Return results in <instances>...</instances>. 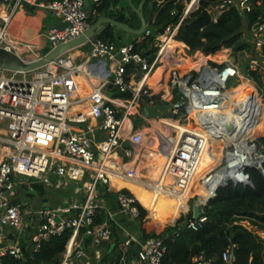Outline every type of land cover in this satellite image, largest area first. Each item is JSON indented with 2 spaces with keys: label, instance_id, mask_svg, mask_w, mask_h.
<instances>
[{
  "label": "built area",
  "instance_id": "1",
  "mask_svg": "<svg viewBox=\"0 0 264 264\" xmlns=\"http://www.w3.org/2000/svg\"><path fill=\"white\" fill-rule=\"evenodd\" d=\"M262 1L221 0L208 6L207 11L216 22L225 7L249 12ZM3 2L45 9L52 14L54 23L45 32L49 49L80 36L104 15L98 10L102 0ZM196 4L197 0H190L178 19L173 17L162 28L149 24L141 35L126 41L104 40L96 34L40 69L9 71L11 75L0 69V230L21 232L27 225L25 216L31 218L35 228L30 242L36 251L41 241L71 229L61 264H72L75 259L91 255L99 259L102 245L112 242L116 213H125L134 220L138 215L136 202L147 208L123 191L127 187L116 189L113 184L123 175L131 176L124 172L119 151L132 158L141 148L135 138L143 131L134 130L135 120L146 121L151 127L152 120L161 119L143 117L144 104L171 105V111L165 114L183 127L175 131L164 165L166 179L183 201L177 218L191 200L188 193L200 170L203 174L197 187L214 184L209 190L210 199L228 183L253 187L249 168L264 176V143L261 137L254 136V128L264 113V96L249 75L251 71L264 70L259 63L264 59V24L251 34L254 47L245 73L229 59V51L220 61L202 54L190 59L183 55L185 46L175 39V34ZM10 19L11 13L0 15V47L26 61L42 57L32 41L13 35ZM57 22L67 26L56 28ZM143 41L146 46L138 50L137 44ZM175 96L178 99L172 103ZM26 180L49 187L65 184L79 190L60 205L23 212L15 194L18 185ZM102 190L113 194L116 213L103 204ZM202 207L198 218L188 219L186 229L197 230L207 220ZM102 209L106 217L95 223ZM245 227L264 243V228ZM120 229V261L162 264L166 252L163 237L143 240L137 229ZM85 234L89 241L86 250L80 248ZM133 249L136 253L131 255ZM23 254L20 241L0 246V261L6 255L20 259ZM179 264H233V258L229 250L217 256L201 251Z\"/></svg>",
  "mask_w": 264,
  "mask_h": 264
},
{
  "label": "trees",
  "instance_id": "2",
  "mask_svg": "<svg viewBox=\"0 0 264 264\" xmlns=\"http://www.w3.org/2000/svg\"><path fill=\"white\" fill-rule=\"evenodd\" d=\"M120 1L102 0L98 10L100 13L106 12L105 15L114 17L119 21H127L131 26L138 27L139 19L133 10V17L138 21L137 25L130 18L110 10L112 5ZM131 1L136 6L140 0ZM189 1L146 0L142 11L146 19L150 21L151 26L162 28L166 23L171 22L173 17L178 19ZM220 1L197 0L196 6L183 19L175 34V39L185 46L183 53L185 57L195 59L197 55L202 54L209 59L220 50L224 55L228 50L232 54L253 51L254 43L248 34L250 32L252 34L253 29L264 24V0L260 5H254L249 12H241L234 6L225 7L216 22H213L207 7ZM114 29L116 28L107 25L99 33V36L104 40H113L115 39ZM143 46H146L144 41L137 44L136 47L139 50ZM262 51L264 53V46ZM215 57L213 58L215 61L222 59L218 55H215ZM249 75L264 96L262 74L259 71H251ZM260 142L264 143V136L260 138ZM155 162L150 165V168ZM248 171L253 187L228 183L226 186L219 188L214 197L207 200L203 205V212L207 220L197 230L185 228L186 222L192 217V199L187 204L184 212L179 215L175 224L164 228L154 225L156 208L148 210V208L146 209L136 202L138 215L134 221L137 224L138 234L143 240L156 237L164 238L166 252L162 264L188 262L201 251H204L207 255L217 256L224 250H229L232 254L233 264H264V243L257 235L249 231L243 223L245 221L247 225L264 228V176L254 168H249ZM202 173L203 170H200L198 175L200 176ZM198 175L197 177H199ZM42 190L41 187V192ZM123 191L130 194L127 189ZM108 194L110 195V192L105 193L106 197H109ZM158 198L164 199V203L158 210L159 222L164 218L166 202H174V206L179 209L183 205L182 197L179 194L164 193ZM137 199L144 205L139 197ZM177 212L173 210V213L168 216L169 222L175 219ZM103 220L104 217L99 214L95 219V223H100ZM70 235L71 229H66L60 235L50 236L48 239L41 241L39 249L36 251L33 250L32 243L21 242L23 257L17 259L11 255H6L1 259L0 264H61ZM115 236L114 234L112 236L115 247L110 252H108L109 244H103L105 251L102 253L105 255L111 257L115 251L118 252L113 263L109 264L120 263V252L117 248L119 241ZM81 238L82 231L79 233V239ZM85 246H89L88 240H86Z\"/></svg>",
  "mask_w": 264,
  "mask_h": 264
},
{
  "label": "crops",
  "instance_id": "3",
  "mask_svg": "<svg viewBox=\"0 0 264 264\" xmlns=\"http://www.w3.org/2000/svg\"><path fill=\"white\" fill-rule=\"evenodd\" d=\"M0 6L3 7V11H4L3 14L4 13H11L10 26H11L13 35H15L21 39H26V40L32 41L33 44L36 46V48H38L37 51L39 50L41 52V54L46 53L47 51L44 52V49L48 48V42H47L46 37H45V32L54 23V18L52 16V14L45 9H36V8L28 6V5H16L12 2H10V3L3 2V0H0ZM45 21H46V23H45ZM44 26H46V30L42 32V29L44 28ZM131 38H132V35L125 33V32L119 33V31H116V33H115V39H118L121 41H126V40L131 39ZM250 39L252 40L251 36H250ZM48 50H49V48H48ZM216 55H218V54H216ZM220 57L223 58L225 56L223 54H220ZM182 129H183V127H182V125H180L179 131H181ZM155 130L159 131L160 135H159L158 140H156V143H157V141H159V145L155 146L156 143H154L152 146L154 148H157V150H158V155H157V161L158 162L156 161L155 164L150 168V176H151L152 182L150 184H147V185H144L145 183H142V185H141L136 180H134L135 182H137L135 185H137L138 187L140 186L139 188H141V189H139V188L138 189L144 195V199H145V201H143L144 205L150 210H153L156 208L155 202L159 199L158 197L159 196L161 197V195H163L164 193H169L171 195H177L176 193L174 194L173 189L169 190L170 183L166 182L164 169H162L160 167L161 166V157H162V154L164 153V151H163L164 147L171 149V145L173 143L172 137L168 136V134H167L168 133L167 129H165L161 126H157V125L155 126V128H149L143 134L142 138H143L144 143H145L143 146L145 148L149 149V146H147V143H146V139H147L146 133H148L150 131H155ZM168 154H169V152L166 154V160L168 158ZM203 165H204V163H203ZM157 166H159V170L157 169V171L155 173V172H153V168L157 167ZM158 171H161L162 178H160V179H158V176L160 173ZM126 179H127V177L123 175L122 179H121V183L127 182V181H125ZM53 181H55V180H53ZM158 182H159V184H160V182L163 183V185L166 184L167 187L166 188L157 187L156 184ZM53 186L61 188L63 185L62 184H60V185L59 184H53ZM144 186L147 188H150L151 192L147 191L144 188ZM130 190L132 191V193L135 192L133 189H130ZM105 193H106L105 191H101V195H100L102 200H103V204L105 205V207H108L111 211H114L116 213L117 212V204H116L115 198L113 196L112 197H106ZM73 195H74V193L69 195V196L63 197L60 201H58V199L56 200L53 197V204L52 205L45 202V203L40 204L39 207H41V206H50V207L53 206L54 207V206L60 205V204L64 203L65 200L72 197ZM138 197L140 199L142 198L141 195H138ZM34 204H35V200H33V199H27V200L23 201L22 205L25 206V208H23L24 212L25 211H33L32 206ZM39 207H37L35 209H38ZM159 208H160V206L157 207L155 210L154 225L156 227H161L165 222H169L168 216H170V215H168V212L166 211V209L168 208V206L166 204V207L164 210V218L162 221L159 222L158 221V219H159V215H158ZM100 215L103 216L104 218L106 217V213H105L104 209H102L100 211ZM25 219H26L27 225H26L25 229L21 232L13 231V230L8 229V228H5L4 230H0V246L4 245V244L14 243L16 241H20L23 243H31L30 242V235L34 231L35 224H33L31 218L25 216ZM114 219L116 221V224L112 225L114 227L113 234L116 235L115 237H117L118 241L121 240L120 226L124 227L125 229H127L129 231H134L137 229V227H136L137 224L135 223V221L128 218V216L125 213L117 212L116 215L114 216ZM111 243H114V242L112 241ZM111 243L109 244L108 252H110L114 248V246L111 248ZM102 248H103V245H102Z\"/></svg>",
  "mask_w": 264,
  "mask_h": 264
},
{
  "label": "rangeland",
  "instance_id": "4",
  "mask_svg": "<svg viewBox=\"0 0 264 264\" xmlns=\"http://www.w3.org/2000/svg\"><path fill=\"white\" fill-rule=\"evenodd\" d=\"M134 1L136 2V0H134ZM110 10L117 12L118 14L120 13V14L124 15L126 18H130L134 24H136V25L138 24V21L136 20V18L133 17V12H132V9L130 7L128 0H121L119 3L112 5ZM3 12H4L3 7L0 6V15L1 16L3 15ZM105 13L106 12H103L104 15H105ZM45 23H46V21H45ZM45 30H46V26H44V28L42 29V32ZM116 31H119V30L114 29L113 30L114 35H115ZM119 33H123V32L119 31ZM248 35L250 37L251 32ZM248 35L245 34L246 37H248ZM133 36L134 35H132V37ZM31 43H33V42H31ZM87 47L88 46H85V47H83V49L87 50ZM18 51L23 56H27L26 52H24L23 49H19ZM46 51H48V48L44 49V52H46ZM228 51H229V54H228L229 59L239 67V69L242 73H245L247 71L248 62L252 58L251 52L243 51V52L238 53V54L237 53L232 54L230 50H228ZM39 53H41V52L39 51ZM75 53H78V51H76ZM216 54H218L220 56V54H222L221 50L218 51L217 53H215L212 57L216 58L215 57ZM259 63H260V65L264 66V59H260ZM4 73L6 75H11V73L9 71H5ZM260 73L262 74V78L264 80V70H262V72H260ZM28 76H30V74ZM161 118H164V119L169 118V120H170L172 118V116L167 113ZM157 124H158V119L152 120L151 127L146 121L143 122L140 119H136L134 122V130H136L138 132H140L141 130L143 131L141 134L140 133L137 134L136 138H135L137 143L141 145V148L140 149L137 148L136 154H134V156L132 158H126L123 155V151L122 150L119 151V157L121 160L120 162L124 168V172L130 173V175H131V176H128L127 179L125 180L127 182H122L119 185L126 184L127 190L132 195H134V194L129 189H133L135 191L134 193L141 195L142 202L145 201L144 195L139 190V189H141V188H139L140 186L138 187L135 184L138 182L141 185H142V183H145L144 185H147V184H150L152 182V179L150 176V165L156 161L157 154H158L157 148H154L152 146L154 143H156V140H158L160 134H159V131H157V130L150 131V132L146 133V135H147L146 143H147V146H149V149L145 148L143 146L145 143H144V140L142 137H143V134L149 128H155V126ZM258 124H259L258 125L259 127L257 128L259 131L258 137H263L264 136V114H262V116L260 117V121ZM80 126L84 127V124H81ZM167 134H168V136L172 137V139H173L175 136V131L169 130ZM158 145H159V141H157L155 146H158ZM134 180H136L137 182H135ZM167 181L170 182V180H168V179H167ZM41 187L43 188L42 192H41ZM74 187L75 186H73L72 188H69L65 184L61 188L60 187H54V186L49 187V186L42 185L41 183L33 181V180H26V181H23L21 184L18 185L16 194H15V198L17 201H19L21 203H23V201H25L27 199L35 200V204L32 206V208H33V211L34 210L36 211L37 209H35V208L39 207L40 204H42V203L47 202L48 204L52 205L53 204V197L56 200L58 199V201H60L63 197H66V196L73 194L77 189L79 190V188H74ZM144 188L147 191L151 192L150 188H147L145 186H144ZM81 195H82V193L80 194V196ZM197 195H198L197 191L192 194V197L190 198V199H192V205H193V202H194ZM108 196L112 197L113 194L110 193V195L108 194ZM163 203H164V199H159V201L156 203V208L161 206ZM166 204L168 206V208L166 209V211L168 212V215H171L173 213V210L179 211V208L173 206L172 202H166ZM166 204H165V207H166ZM22 206H23V208H25L24 205H22ZM173 207H174V209H173ZM23 212H24V210H23ZM175 220H177V217L175 218ZM243 223L245 225H247V223H245V221ZM169 225H171V223L165 222L161 227L164 228V227L169 226ZM247 226H249V225H247ZM90 249H91V247H90ZM104 251H105V248L103 247L102 252H104ZM113 254L114 255L109 257V256L105 255L104 253H102V255L99 259H95L91 255V257H85L82 259H75V260H73L72 263L109 264V263H113L115 256L118 255V252L115 251Z\"/></svg>",
  "mask_w": 264,
  "mask_h": 264
},
{
  "label": "water",
  "instance_id": "5",
  "mask_svg": "<svg viewBox=\"0 0 264 264\" xmlns=\"http://www.w3.org/2000/svg\"><path fill=\"white\" fill-rule=\"evenodd\" d=\"M146 0H140L139 3L135 6L132 4L131 0H128L131 9L136 13L139 19L138 27L131 26L127 21H119L118 19L108 16L101 15L99 16L80 36L60 43L52 48H50L46 53L42 55L39 59L33 61L23 60L13 51L0 47V69L16 72H31L37 69H40L47 65L49 62L53 61L62 54L78 48L85 43H87L93 36L99 34L107 25H110L122 32L131 34V35H141L145 28L150 24V21L146 19L143 14L142 8ZM173 20V18H172ZM67 26V23L57 22L54 24L56 28H64ZM252 38V35H251ZM178 99V96H175L172 100V103H175ZM172 109L171 105H155L149 106L144 104L142 106L141 114L145 118H159L163 117L166 112H170ZM210 197H202L197 195L192 207V217L198 218L201 214V206L209 200ZM88 239V235L85 234L81 241L80 248L86 250L85 243ZM115 243H111V248ZM136 253V249L131 251V255ZM129 259V258H128ZM119 264H126L124 260H121Z\"/></svg>",
  "mask_w": 264,
  "mask_h": 264
},
{
  "label": "bare ground",
  "instance_id": "6",
  "mask_svg": "<svg viewBox=\"0 0 264 264\" xmlns=\"http://www.w3.org/2000/svg\"><path fill=\"white\" fill-rule=\"evenodd\" d=\"M194 2L196 1V0H193ZM223 54V53H222ZM224 55V54H223ZM224 56H226V55H224ZM220 61V60H219ZM244 85V84H243ZM240 86L238 89L239 90H241V89H243V87L244 86ZM264 114V113H263ZM180 125L181 124H178L177 122H175L174 120H172V119H164V118H161V119H159L158 120V124H157V126H161V127H163V128H165V129H167V131H169V130H173V131H179L180 130ZM259 124H257L256 125V127L254 128V136H258V126ZM163 151H164V153L162 154V157H161V168L162 169H164V165H165V162H166V154L170 151V149H168L167 147H164V149H163ZM157 169L159 170V166H157V167H154L153 168V172H155L156 173V171H157ZM158 172H160L159 173V176H158V179H160V178H162V176H161V171H158ZM136 173V172H135ZM199 173V172H198ZM198 173L196 174V176H195V179H194V181H193V183H192V186H191V191L188 193V195H192L194 192H198V195H201L202 197H206V196H208V194H209V190L213 187V183H208L207 185H206V187L205 188H201V187H197V181H198V179H199V177H201V175L203 174H201L199 177H197V175H198ZM166 178V177H165ZM166 181H167V179H166ZM168 182V181H167ZM118 185H117V184ZM121 183V179L120 180H117L116 182H114L113 184H115L114 186H115V188L117 189V188H120V187H126L127 185L126 184H123V185H119ZM170 183V182H169ZM157 185V187H160V188H162V187H164V188H166L167 187V185L165 184V185H163V183H161L160 182V184H159V182L156 184ZM169 187V186H168ZM197 187V188H196ZM156 188V187H155ZM196 188V189H195ZM171 189H173V187H172V185H171V183H170V187H169V190H171ZM134 194V196L137 198L138 197V195L136 194V193H133ZM159 201V199L155 202V204L157 203ZM172 204H173V206H174V202H172ZM173 209H174V207H173ZM178 215V212H177V214H176V216Z\"/></svg>",
  "mask_w": 264,
  "mask_h": 264
}]
</instances>
